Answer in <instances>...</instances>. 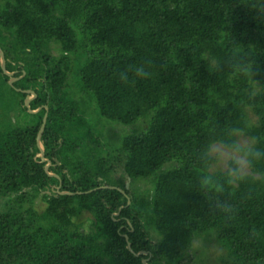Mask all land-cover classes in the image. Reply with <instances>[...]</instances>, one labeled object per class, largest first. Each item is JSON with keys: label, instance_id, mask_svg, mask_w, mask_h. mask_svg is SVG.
<instances>
[{"label": "trees", "instance_id": "trees-1", "mask_svg": "<svg viewBox=\"0 0 264 264\" xmlns=\"http://www.w3.org/2000/svg\"><path fill=\"white\" fill-rule=\"evenodd\" d=\"M0 48L23 75L9 86L0 69V264H142L124 235L148 264H187L211 233L228 264H264V0H0ZM10 87L47 106L41 141L59 179L35 157L45 109L28 113ZM138 122L103 138L104 124ZM239 133L250 172L210 173L212 146L237 149ZM59 181L74 194L51 191ZM103 185L124 194L84 193Z\"/></svg>", "mask_w": 264, "mask_h": 264}, {"label": "rangeland", "instance_id": "rangeland-1", "mask_svg": "<svg viewBox=\"0 0 264 264\" xmlns=\"http://www.w3.org/2000/svg\"><path fill=\"white\" fill-rule=\"evenodd\" d=\"M50 52L53 55H59V46L52 43L50 45ZM12 73L15 77L18 71H13ZM10 88H13L15 92H20L19 90H22L21 88L16 87ZM9 90L7 89L6 96L7 98H9V102L10 100H12V104L10 107V116L12 117L13 121L22 123L24 122V115L22 113V110L19 108V98L14 92H12L11 90V92H9ZM75 94H78V92L75 91ZM86 115V118L88 120H91L90 116L88 114ZM250 117L252 118V120H254L253 115L250 114ZM88 123L91 124V121ZM103 126V138L111 143H115L118 136L125 133H131L134 130L138 129L139 126L140 129H143L145 127V124H140L138 122L136 125L130 127H124L114 124H104ZM235 143L237 149H227L219 144H215L212 146L210 155L213 161L209 168L210 173L217 171L224 172L227 170L231 171L233 168L232 164L235 165L236 173L238 175L248 174L250 172L245 158V149L251 145L249 137L243 133L236 134ZM120 171V168H117L113 172L114 178L119 177ZM136 186L140 188H147L149 187V181L140 180L136 183ZM1 206L2 201L0 200V210L2 209ZM36 208L38 209V211H42L44 208V203H42L39 199H37L36 201ZM75 222L81 224L82 228L85 231L90 230L89 215L87 213H84L82 216L78 217ZM185 261L187 264H228L227 251L219 244L215 235L211 233L207 236H200L193 239L192 247L188 255L185 257Z\"/></svg>", "mask_w": 264, "mask_h": 264}, {"label": "water", "instance_id": "water-1", "mask_svg": "<svg viewBox=\"0 0 264 264\" xmlns=\"http://www.w3.org/2000/svg\"><path fill=\"white\" fill-rule=\"evenodd\" d=\"M0 69L2 71V73L8 78V85L9 86H13V84L18 81L22 76L20 77H14L13 76V73L12 72H8L6 70V60H5V57H4V53L3 51L1 50L0 48ZM21 93L23 94H26L25 98H24V101H23V105L24 107L27 109V112L30 113V114H36L38 113L42 107L45 109V113L42 117V120H41V124L39 126V129H38V132L36 134V147L38 149V152L39 154L36 156L40 159L39 162L41 163H45L44 164V172L47 174V176L49 177H54V178H57L59 179V176L54 174V173H51L49 172V167L51 166V161L48 160L47 158L44 157V149H43V145H42V141H41V137H42V134H43V131H44V128H45V125H46V121H47V111H48V108L47 106H41V107H38L37 109L35 110H31L30 107H29V103L34 99L36 98V94L34 93V91L30 90V89H27V90H19ZM31 95V96H29ZM126 188L128 186V181L126 182ZM98 189H110V190H118L120 191L121 193L124 194V191L121 190V189H118L116 187H113V186H100L98 188H95L93 190H90V191H87V192H84L85 194L86 193H89V192H92V191H95V190H98ZM56 194L57 195H73L74 193H71V192H68V191H60V184L58 186H56V190H55ZM77 194H82L81 192H78ZM127 204H129V200H127ZM118 215V212L114 213L113 216H117ZM124 238L127 242L126 244V248L127 250L132 253L135 257H139V256H142V255H148V257L146 259H142V264H148V260L150 259V254L146 251H139L137 253H134V251L132 250L131 248V244L130 242L128 241V237L126 235H124Z\"/></svg>", "mask_w": 264, "mask_h": 264}, {"label": "flooded vegetation", "instance_id": "flooded-vegetation-1", "mask_svg": "<svg viewBox=\"0 0 264 264\" xmlns=\"http://www.w3.org/2000/svg\"><path fill=\"white\" fill-rule=\"evenodd\" d=\"M35 99V98H34ZM39 154V152L35 155V157L37 156ZM36 158H38V157H36ZM40 160V159H39ZM51 165H52V163H51ZM51 167V166H50ZM49 167V168H50ZM60 184V189H61V182L59 181V183H58V185ZM57 185V186H58ZM103 186H107V185H103ZM55 190H56V186H51V191H54V193H56L55 192Z\"/></svg>", "mask_w": 264, "mask_h": 264}]
</instances>
